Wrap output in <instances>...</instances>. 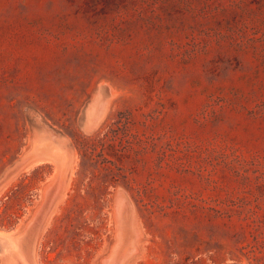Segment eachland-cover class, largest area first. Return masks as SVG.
I'll return each mask as SVG.
<instances>
[{
  "label": "rangeland",
  "instance_id": "obj_1",
  "mask_svg": "<svg viewBox=\"0 0 264 264\" xmlns=\"http://www.w3.org/2000/svg\"><path fill=\"white\" fill-rule=\"evenodd\" d=\"M3 184L28 264H264V0H0Z\"/></svg>",
  "mask_w": 264,
  "mask_h": 264
},
{
  "label": "bare ground",
  "instance_id": "obj_2",
  "mask_svg": "<svg viewBox=\"0 0 264 264\" xmlns=\"http://www.w3.org/2000/svg\"><path fill=\"white\" fill-rule=\"evenodd\" d=\"M104 90H105V94L107 95V97L113 96V94H114L113 93V88L109 87V85L106 86L104 88ZM55 141H57V140L51 139L50 136L47 139H40L38 141V144H36V146H35L34 152H32L31 154H32V157H35V158L39 157V159L34 160L35 162L32 160L33 164L40 163L41 161H52L56 165L59 164L62 167V170H64L63 172L67 171L68 175H70L72 173L73 165H74V162H75V157H74L73 154H68V155H71L73 157L68 156L65 153V151L63 150L62 146L60 144H57ZM61 141H59V142H61ZM63 143H64V141H63ZM69 157H71V158H69ZM29 158L27 160L31 159V158L30 159ZM4 186H5V184L0 186V192L2 191ZM132 211L134 212V210H132ZM133 220H134V218H133ZM13 239H14V237L12 236V232L11 233H9V232L5 233V232H1L0 231V243H1V246H2L1 250L3 248L2 253H6L7 252L8 254L14 255L15 257L12 259L14 261L13 264L16 261L18 262L17 264H28L27 263L28 261L24 260L21 257V255L18 253V250H16L17 244L14 243L15 241L12 242ZM2 253H0V256H2L1 255ZM4 259H6V258H4ZM107 263H109V262H107ZM0 264H1V262H0ZM119 264H121V263L119 262Z\"/></svg>",
  "mask_w": 264,
  "mask_h": 264
},
{
  "label": "crops",
  "instance_id": "obj_3",
  "mask_svg": "<svg viewBox=\"0 0 264 264\" xmlns=\"http://www.w3.org/2000/svg\"><path fill=\"white\" fill-rule=\"evenodd\" d=\"M36 140H39V138H36ZM60 143V142H59ZM61 146H62V148H63V150L65 151V153L68 155V154H73L72 153V149H70V147H69V144L68 143H66V144H60ZM74 155V154H73ZM68 156H71V155H68ZM29 157L31 158L32 157V154H31V150H30V153H29ZM71 157H73V156H71ZM71 157H69V158H71ZM29 158V159H30ZM68 158V159H69ZM37 159H39V157H37V158H35V157H32L30 160H25V162H27L26 164L27 165H29V164H33V161L34 160H37ZM33 160V161H32ZM29 162V163H28ZM35 162V161H34ZM48 164V162L47 161H41L40 162V164H33V165H35L34 167H43V166H46Z\"/></svg>",
  "mask_w": 264,
  "mask_h": 264
}]
</instances>
